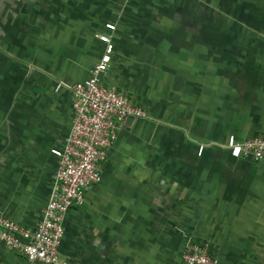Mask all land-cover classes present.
<instances>
[{"label": "crops", "instance_id": "obj_1", "mask_svg": "<svg viewBox=\"0 0 264 264\" xmlns=\"http://www.w3.org/2000/svg\"><path fill=\"white\" fill-rule=\"evenodd\" d=\"M100 83L147 112L121 124L99 180L63 216L67 264H177L186 240L219 264L264 262V0H0V207L34 227L72 117L68 86ZM59 87L56 88V85ZM198 146H202L196 155ZM0 264H28L0 244ZM39 264V263H33Z\"/></svg>", "mask_w": 264, "mask_h": 264}, {"label": "built area", "instance_id": "obj_2", "mask_svg": "<svg viewBox=\"0 0 264 264\" xmlns=\"http://www.w3.org/2000/svg\"><path fill=\"white\" fill-rule=\"evenodd\" d=\"M104 27L108 33L96 36L102 44L98 59L84 79L68 86L72 117L61 147L50 149L57 158V167L38 222L32 228L26 227L4 216L0 207V244L21 253L28 264H67L58 252L66 210L81 205L85 188L99 180V163L105 160L125 118L148 116L131 98L100 83L113 51L110 32L114 25L105 23ZM224 147L232 158L258 161L264 157V134L242 141H236L230 134ZM201 150L202 146H198L196 155ZM177 264L219 263L204 244L186 240Z\"/></svg>", "mask_w": 264, "mask_h": 264}, {"label": "water", "instance_id": "obj_3", "mask_svg": "<svg viewBox=\"0 0 264 264\" xmlns=\"http://www.w3.org/2000/svg\"><path fill=\"white\" fill-rule=\"evenodd\" d=\"M131 120H132V117H126L124 121H125V122H129V121H131Z\"/></svg>", "mask_w": 264, "mask_h": 264}]
</instances>
